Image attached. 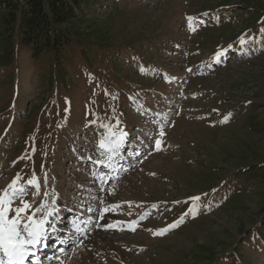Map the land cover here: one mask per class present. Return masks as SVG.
<instances>
[{"label": "rangeland", "instance_id": "obj_1", "mask_svg": "<svg viewBox=\"0 0 264 264\" xmlns=\"http://www.w3.org/2000/svg\"><path fill=\"white\" fill-rule=\"evenodd\" d=\"M8 1L0 0V32ZM99 1L90 20L73 22L74 29L92 22L106 32L109 45H135L162 66V75H150L155 82L150 76L145 81L144 68L127 54L111 55L116 69L103 56H91L100 70L88 74L76 49L58 75L45 54H5L0 34V193L14 179L19 177V187L35 175L39 194L29 186L24 199L32 207L25 215L41 202L52 207L55 195L58 211L37 248L40 264H263L264 37L254 54L226 49L220 63L204 69L197 61L209 53L193 52L238 32V42L244 37L246 44L251 31L244 23H259L264 0ZM212 12L218 14L213 21ZM142 41L147 43L139 46ZM157 42L163 53L155 50ZM133 82L147 83L146 90ZM101 125L126 133L111 159L99 147L108 132ZM193 196L200 197L195 217L185 216L165 235L152 234L178 221ZM105 206L112 210L101 218ZM142 215L145 221L128 230Z\"/></svg>", "mask_w": 264, "mask_h": 264}, {"label": "trees", "instance_id": "obj_2", "mask_svg": "<svg viewBox=\"0 0 264 264\" xmlns=\"http://www.w3.org/2000/svg\"><path fill=\"white\" fill-rule=\"evenodd\" d=\"M114 1L121 2V0ZM129 1L131 2L132 0ZM135 1L139 2V6L147 5L146 0ZM6 6L7 10L1 17L2 31L0 32L3 37L2 42L5 54L9 55L13 51L16 54L19 50L30 51L34 58L45 54L53 62L54 70L58 72V75L59 72H62L61 69H63L64 64L69 60V55L72 54L73 49H76V54L82 58L85 71L88 74L95 73L96 75H98L100 68L96 71L92 67V61L89 60L91 56L95 58L96 56H103L105 61L111 63V68L116 69L114 67V60L110 58L111 55L116 58L117 55L127 54L129 59H133L134 64L137 63L144 68L143 71L147 73V76L144 77L145 81L152 74H161L162 66L158 67L157 62H154L150 57H145L141 51L135 49V45L131 43L109 45L106 43V32L100 28H95L92 22L87 24L85 28L74 29L73 22L76 21V25L80 26L83 21L90 20L89 16H91L90 13L93 12L94 6H101V1L99 0H9ZM225 9L226 6H223L221 10L223 11ZM222 16L229 18L226 13ZM214 18L215 15H212L211 19ZM244 25H248L246 29H251L253 35L256 36L258 34L259 27L254 25L251 19L249 23L245 22ZM227 28H230V26H227ZM241 33L238 32L232 38H223V36H220V40L223 41L224 39V41L219 43V40H215L213 44L208 43L206 46L208 50H202L203 48L195 49L193 54L201 51H207L209 53L207 57H203L197 63L201 65L211 63L215 53L227 46L234 44L232 48L236 49V40ZM166 37V39L172 41L171 36ZM192 41L190 40V47H193ZM146 43V41H142L139 46L145 45ZM160 44L161 42H157L155 46V50L159 54L163 53V50L159 49ZM248 46L253 49L255 42L250 40ZM188 60L192 61L193 59L189 57ZM130 84L136 85L135 87L140 90H146L145 85L147 83L144 85L138 82ZM237 260L235 258V262ZM262 263L264 264V262Z\"/></svg>", "mask_w": 264, "mask_h": 264}, {"label": "snow or ice", "instance_id": "obj_3", "mask_svg": "<svg viewBox=\"0 0 264 264\" xmlns=\"http://www.w3.org/2000/svg\"><path fill=\"white\" fill-rule=\"evenodd\" d=\"M186 19L188 20L189 30L194 31L193 21L195 18L187 17ZM261 32H264V29H261ZM239 43L242 46L245 44L244 37L239 39ZM229 47H231V45ZM223 54V51H217L212 57V61L217 64L220 63ZM189 71H191V69H189ZM228 118L229 116L226 115L220 123H226ZM101 127H104L108 130V132L107 135L99 142V147L110 153L111 155L109 156V159H111V157L117 154L119 149L122 147L125 141L126 133L121 132L117 134L113 132L108 125H101ZM164 135V129L161 127L159 136L163 137ZM161 143V139H155L156 150L160 149ZM17 179H14L3 191V193H0V264H26V261L30 258L31 264H40L36 251L38 246H43V241L48 238L49 228H46V225L50 224L49 218L58 211L54 207L56 204V197L54 194L51 197L52 207H48L44 202H41L40 206L35 208V211L31 215H25V213L32 207V205L24 199L29 191V186H33L35 188V192L33 193L35 196L39 194L40 184L38 183L36 176L33 175V177L27 181L26 185L17 187ZM102 179L103 177H101V180ZM44 195L48 196V193L44 192ZM17 199H19L20 206L12 207L13 202ZM190 199L192 203L189 206L188 211L181 215L178 221H174L165 228L149 231H152L154 236L165 235L171 229L177 227L179 223L183 221L185 216L190 214L195 217L197 215V204L200 201V197L193 196L190 197ZM101 203L103 204V201H101ZM152 207L155 208L157 206L153 205ZM111 210L112 208L110 206L102 207L99 210L100 217L103 218L105 213ZM88 211L92 212L95 211V209L89 207ZM9 212H14L15 214L9 217ZM38 213H42V215L37 217ZM145 218L146 216L142 215L139 219L128 223V230L135 231L140 220ZM89 220H91V217H89ZM50 227L53 230L55 229L54 224H51ZM115 227H117V225H107L108 229H113ZM73 228L76 231H80L78 225L74 224ZM61 251H63V249H61ZM55 259L59 260V257L57 256Z\"/></svg>", "mask_w": 264, "mask_h": 264}, {"label": "bare ground", "instance_id": "obj_4", "mask_svg": "<svg viewBox=\"0 0 264 264\" xmlns=\"http://www.w3.org/2000/svg\"><path fill=\"white\" fill-rule=\"evenodd\" d=\"M178 112V111H177ZM89 197V196H88ZM91 199V198H90ZM64 238V237H63Z\"/></svg>", "mask_w": 264, "mask_h": 264}]
</instances>
